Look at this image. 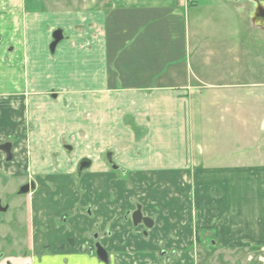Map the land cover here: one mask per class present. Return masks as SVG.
<instances>
[{
  "label": "crops",
  "instance_id": "0c3cea01",
  "mask_svg": "<svg viewBox=\"0 0 264 264\" xmlns=\"http://www.w3.org/2000/svg\"><path fill=\"white\" fill-rule=\"evenodd\" d=\"M49 1L26 0L23 8L37 17L34 25L59 29L64 40L50 55L43 48L45 39L37 41L40 68L28 55L32 45L26 40L25 61L36 63V72L45 75V69L54 74L66 67L62 73L72 81L69 88L82 81L100 94L116 96L111 103L144 131L137 140L117 134L116 143L123 144L120 153L108 152L117 155L114 163L123 179L110 180L113 174L101 166L99 173L83 175L84 188L93 194L83 196V207L90 205L92 215L76 214L70 224L77 246L56 252L64 242L61 236L54 230L39 233L42 247L36 241L34 254L16 264H102L78 249L95 225L99 235L110 228L111 236L99 237L110 254L109 264H196L195 243L208 238L217 251L264 249V141L249 138L246 143L229 132L235 111L245 107L240 99L255 92L234 81L245 67L228 42L233 34L227 6L221 27L209 17L211 24L200 28L198 18L189 14L200 10L194 0H71L73 7ZM238 14L247 17L242 9ZM220 29L223 43L216 46L212 32ZM219 53L224 58L217 59ZM219 112L227 133L214 129ZM0 115L1 136L13 125L10 112L2 108ZM256 144L262 150L258 154L253 153ZM119 181L124 186L117 187ZM113 185L116 196H111ZM135 204L153 217V228L122 223ZM47 245L50 254L44 252ZM170 255L178 259L172 262Z\"/></svg>",
  "mask_w": 264,
  "mask_h": 264
},
{
  "label": "rangeland",
  "instance_id": "374dc122",
  "mask_svg": "<svg viewBox=\"0 0 264 264\" xmlns=\"http://www.w3.org/2000/svg\"><path fill=\"white\" fill-rule=\"evenodd\" d=\"M25 2L26 0H0V113L2 108L10 112L13 125L0 136V144L12 143L14 157L10 164H6L4 155L0 153V198H4L6 194L14 195L19 185L26 181L37 183L38 189L37 193H32L25 198L14 197L12 199L14 203L10 204L11 212L4 214V217L0 216V252L9 254L11 251L15 254H12L13 256H21L23 249L36 250L39 247L38 244L40 248L42 247V241L38 239L39 235L32 236V229L33 233H35L34 230H48L50 235L53 230L57 232L58 228H54L51 222L53 205L59 207L58 212L61 213L68 202L77 203L79 200L82 201L83 196H93L91 193L88 194L84 188L83 178L80 181L74 179L77 163L82 159L91 163V168L83 171L82 177L84 174L99 173L98 167L101 166L113 174L109 176L110 180L114 178L115 181V176L117 179H123L120 175L121 171L112 169L116 166L115 163H118L117 155L114 157L110 155L111 162L108 164L105 154L110 151L114 154L120 153L118 150L123 144L116 143L117 134L118 138L121 136L126 139L135 136L137 140L144 131V129L140 131L132 126L133 123L127 116L128 113L121 106L112 104L116 96L100 94L83 85L82 81L75 84L73 88H69L67 85L72 81L65 79L68 76L67 73H62V71L65 72L66 67H59L60 72L57 71L54 74L45 69L47 73L45 75V72L41 73L39 69V72H36V63L33 62L31 66L28 61H25L26 42L29 41L32 48H28V51H31L28 55L33 56L35 62L37 61V67L40 68L38 62L43 59L38 57L40 54L36 48L39 47L37 41L40 38L45 39L43 48L46 54L50 55L49 46L53 40L52 35L59 30L54 31L46 25L44 27H40L39 24L34 25L37 17L23 8ZM47 2L50 4L51 1L47 0ZM194 2L193 6H199L200 10L199 12L191 11L189 14L193 20L198 18L200 28L211 24L208 21L209 17L216 26L221 27L225 21L223 8L227 6L230 10L227 17L233 36L228 42L230 47L237 51L235 56H239L245 67V73L235 78L234 81L241 80L245 83L246 90L255 93L240 99L245 107H242L240 111H235V119L230 120L229 132L231 137L234 133L233 138L236 140L246 139V143L249 138L251 141L260 139L263 142L264 134L260 132L264 123V95H260L259 92L262 91L264 94V36L253 30L247 31L249 26L247 17L238 14L241 9L248 13L246 2L231 6L224 0H194ZM54 3L70 7L73 1L62 0L54 1ZM210 5L214 8H206ZM5 7H9L10 12ZM194 7L192 10L195 9ZM213 12L216 15L210 16L209 14L212 15ZM196 14L197 17H195ZM33 26L37 27L34 29ZM59 31L64 36L63 32ZM220 31L222 32H212L216 35L214 39L216 46L223 43L224 31L222 29ZM32 41L36 44H32ZM221 54L219 53L217 59H222ZM49 66L44 65V68ZM36 80L39 83L35 84ZM223 118L221 112L216 114L214 118L216 131L226 132L227 129L222 122ZM236 144H239L238 149L241 148L240 142ZM64 146H69L71 151L65 150ZM242 146L248 149L247 144H242ZM259 148L260 144H256L253 153H260L262 150ZM247 153L248 150L242 152L243 155ZM120 183L124 186V182L120 181L116 186L119 187ZM117 187L112 186L111 196L117 195ZM40 194L45 200L52 199L54 196L55 203H41L38 198ZM19 206H25L22 212ZM36 206L39 207L38 213L35 212L34 207ZM28 211L32 212L31 216ZM12 213L16 214L19 225H22L17 229L23 236L26 231L25 223L29 226L26 242L20 240L21 234L16 235L15 228L11 230L6 227ZM29 218L32 222V229H30ZM39 221L43 224H37ZM6 234L11 236V240L6 241L4 238ZM210 239H204V242L203 240L202 242L196 241L195 245L198 246L194 256L196 264H264V249L251 250L238 246L234 251L220 249L217 251L215 250L217 246L210 245L212 243V241L209 243ZM9 243L12 245L9 246ZM44 252L45 254L51 253L46 249ZM177 259L178 256L171 257L172 262Z\"/></svg>",
  "mask_w": 264,
  "mask_h": 264
},
{
  "label": "flooded vegetation",
  "instance_id": "af4514ba",
  "mask_svg": "<svg viewBox=\"0 0 264 264\" xmlns=\"http://www.w3.org/2000/svg\"><path fill=\"white\" fill-rule=\"evenodd\" d=\"M231 2H234L235 4H240L241 2H246V5L248 6V13L246 11H243V13L246 14L249 22H250V26L252 27V30L255 32H259L264 36V0H229ZM5 144H10L11 145V156L12 159L10 161H7V155L0 150V153H2L5 157L4 161L7 164H10L13 161V153H12V149H13V144L10 142H5L3 144H0V147L5 145ZM65 149V146H64ZM66 150V149H65ZM105 158L107 163L109 164V162H111V156L110 153L105 154ZM87 165V166H86ZM113 166V165H111ZM110 166V167H111ZM91 167V163L90 161L87 160H81L79 163H77L76 166V174L74 175V179L75 181H80L83 177H82V173L83 171H85L86 169H89ZM114 171L117 170V167H113L112 168ZM24 187H28V192L26 193H20V190ZM37 183H34L33 181H26L24 182L22 185H19L18 189L14 192V195L11 194H6L4 195V198H0V216L4 217V214H7L9 212H11L10 207H11V203H14V200L12 201V199L14 197H19V198H25L28 195L32 194V193H37ZM41 203L45 202V203H55V198L54 196L52 197V199H47L45 200L43 198V195L40 194L38 197ZM83 201H78L77 203H70L68 202L66 207H63V209H65L64 211H62L61 213L58 212L59 207H56V205L52 206V219H53V224H54V228H58L57 232H55L56 237L57 236H61L60 239H62L61 245H58L56 248H54V251L56 252H63L65 249L68 248H75V246H77V241L74 237L73 234V229L70 227L71 222L74 220V217L76 216V214H80L82 216H86V217H90L92 215V208L90 205L83 207ZM89 204V203H88ZM31 206V211L33 212V205L32 203L30 204ZM25 207V206H23ZM23 207L19 206L18 208L20 209V212H22ZM36 209L35 212L38 213V209L39 207H34ZM42 210V209H41ZM29 212V216L32 215V212ZM58 212V213H57ZM36 213V214H37ZM37 217V215H36ZM42 217V215H41ZM17 216L16 214L14 215V213H12L11 218L9 219V221L7 222V229H13L15 228V232L16 235H20L21 233L18 231V227H21L22 225H19V221L17 220ZM135 219L137 220V222L134 224ZM29 222H31V219L29 218L28 220ZM131 223L132 228L133 229H138L139 227H143L145 230H149L151 228H153L154 226V219L153 217H148L145 216L142 212V207L138 204H135L134 209L132 210H128L124 213V215L122 216V223L125 224L127 222ZM27 222V221H26ZM26 224V231L24 236L21 234L20 235V240L23 241L25 239H27V233L29 232V226ZM32 229V222L30 224ZM99 225H95L94 226V230L91 233H85L83 235V242L79 245V251L83 254L89 255L91 257H95L99 262H101L102 264H109L111 257L110 254L107 250V248H105L99 241V237L101 235L104 236H111V231L109 227H105L102 230V233L99 235V233H97V231H99L98 229ZM45 228V227H43ZM41 229V228H40ZM47 229V228H45ZM33 230V229H32ZM31 230V234L32 236H34L36 234V236L41 233L42 234H48V230H42V231H38V230H34L35 233H33V231ZM46 231V232H45ZM10 235L6 234L4 236V238L6 239V241L11 240L10 239ZM13 241V240H12ZM26 242V240H25ZM22 243V242H21ZM25 244V243H24ZM12 243H9V246H11ZM124 246V245H122ZM98 247L101 248L105 255H106V260L107 263H104L102 261H100L98 259ZM50 246H45L44 249H46V251H51ZM30 253L34 254L33 249H23L21 250V256H13L15 255L14 253H12L11 251L9 252V254H7L6 252H0V264H16L19 263L21 260L27 258V256L30 255ZM13 254V255H12ZM165 254V253H163ZM170 257H175V255H170Z\"/></svg>",
  "mask_w": 264,
  "mask_h": 264
},
{
  "label": "water",
  "instance_id": "95a60500",
  "mask_svg": "<svg viewBox=\"0 0 264 264\" xmlns=\"http://www.w3.org/2000/svg\"><path fill=\"white\" fill-rule=\"evenodd\" d=\"M52 39H53L52 43L49 46L50 54H54L55 48L62 41L63 37H62L61 32L59 30L55 31L53 33V35H52ZM65 149L67 151H71V148L69 146H65ZM0 150H2L7 155V158H6L7 161H10L12 159V156H11V145L10 144H5V145L1 146ZM26 192H28V187H24V188H22L20 190V193H22V194L26 193ZM136 222H137V220L135 219L134 224ZM97 254H98V259L100 261H102L104 263H107L106 255H105L104 251L101 248H99V247H98Z\"/></svg>",
  "mask_w": 264,
  "mask_h": 264
}]
</instances>
